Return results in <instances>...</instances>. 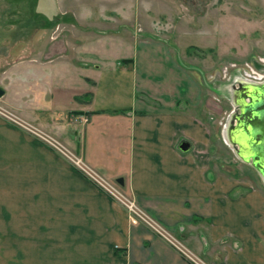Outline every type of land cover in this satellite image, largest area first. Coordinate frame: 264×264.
I'll return each instance as SVG.
<instances>
[{
    "label": "crops",
    "instance_id": "crops-1",
    "mask_svg": "<svg viewBox=\"0 0 264 264\" xmlns=\"http://www.w3.org/2000/svg\"><path fill=\"white\" fill-rule=\"evenodd\" d=\"M94 36L58 42L56 77L32 78L37 64H8L4 104L108 177H122L123 189L209 264H264V193L212 172V135L191 110L200 94L182 69L163 50L132 47L111 72L97 71L83 59L99 50ZM0 264L191 263L133 224L64 156L0 116Z\"/></svg>",
    "mask_w": 264,
    "mask_h": 264
},
{
    "label": "rangeland",
    "instance_id": "rangeland-1",
    "mask_svg": "<svg viewBox=\"0 0 264 264\" xmlns=\"http://www.w3.org/2000/svg\"><path fill=\"white\" fill-rule=\"evenodd\" d=\"M84 33L100 37L93 39L98 52L82 50L84 60L95 61V70L111 72L116 57L127 56L132 47L163 50L165 61L190 81L191 93L200 94L191 110L212 135V172L264 193L262 174L225 137L240 70L264 56V0H0V86L7 89L4 69L14 61L37 64L32 78L58 76V42L67 37L76 45Z\"/></svg>",
    "mask_w": 264,
    "mask_h": 264
},
{
    "label": "built area",
    "instance_id": "built-area-1",
    "mask_svg": "<svg viewBox=\"0 0 264 264\" xmlns=\"http://www.w3.org/2000/svg\"><path fill=\"white\" fill-rule=\"evenodd\" d=\"M256 63L247 62L240 70V79L236 81L239 86L240 80H254L264 82V56H259ZM236 65V64H234ZM257 65L261 66L258 68ZM0 116L14 125L29 132L44 144L49 145L64 156L77 170L84 174L94 185L121 204L133 224H145L156 234L168 240L176 247L191 264H209L193 250L182 243L170 232L158 219L148 212L133 195L128 194L115 179L102 173L99 169L89 164L82 155L53 133L41 126L25 119L13 110L9 109L0 98Z\"/></svg>",
    "mask_w": 264,
    "mask_h": 264
},
{
    "label": "water",
    "instance_id": "water-1",
    "mask_svg": "<svg viewBox=\"0 0 264 264\" xmlns=\"http://www.w3.org/2000/svg\"><path fill=\"white\" fill-rule=\"evenodd\" d=\"M245 81L240 80L239 86L235 85V89L239 87L242 91V99L230 120L235 141L234 150L264 176V82L262 86L251 85L246 88ZM5 93L6 90L0 86V98ZM183 146L184 149L190 147L189 144ZM116 181L124 184L122 177Z\"/></svg>",
    "mask_w": 264,
    "mask_h": 264
},
{
    "label": "bare ground",
    "instance_id": "bare-ground-1",
    "mask_svg": "<svg viewBox=\"0 0 264 264\" xmlns=\"http://www.w3.org/2000/svg\"><path fill=\"white\" fill-rule=\"evenodd\" d=\"M245 83H246L245 84L246 88L250 87L251 85H258V86H262L263 85L262 82H260V81H254V80H246ZM235 90L236 91L234 92V98H235L234 100H235V104H236V108H237L238 105H239V103H240V100L242 99V96H241L242 91L239 90V87H237V89H235ZM235 111H236V109H235ZM225 137H226V140L229 143V145H231V146L234 147L235 141H234L233 133H232V122H229L228 125H227V127H226ZM237 154L243 160L242 155L239 154L238 152H237Z\"/></svg>",
    "mask_w": 264,
    "mask_h": 264
}]
</instances>
